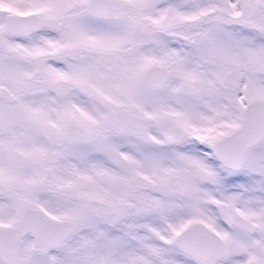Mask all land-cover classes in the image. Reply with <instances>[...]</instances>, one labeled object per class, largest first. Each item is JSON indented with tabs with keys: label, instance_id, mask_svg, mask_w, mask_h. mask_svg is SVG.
Wrapping results in <instances>:
<instances>
[{
	"label": "rangeland",
	"instance_id": "obj_1",
	"mask_svg": "<svg viewBox=\"0 0 264 264\" xmlns=\"http://www.w3.org/2000/svg\"><path fill=\"white\" fill-rule=\"evenodd\" d=\"M110 1L117 6L114 15L99 18L87 0H0L9 12L43 7V14L59 17L66 27L90 26L94 45L119 48L123 57L129 51L122 45L136 44L134 99L105 87H94L82 99L48 94L37 81L29 82L21 58L0 50V84L17 96L15 102L0 100V181L8 186L0 194V223L14 225L26 205L71 223L70 234L46 251L24 234L18 264H202L174 240L192 220L227 243L212 264H264V138L235 168L221 164L211 150L243 113L242 103L230 110L225 68L240 64L249 84L246 100L257 92L256 84L264 100V55L252 50L262 41L251 29L264 27L259 6L264 0ZM131 55L132 50L130 62ZM171 60L175 72L163 85L145 81L147 64ZM92 69L98 71L93 75L105 74L101 65L93 63ZM31 71L37 75L35 67ZM257 72L259 79H253ZM124 101L136 113L154 115L158 125L147 123L139 134L115 129L113 112ZM231 111L237 116L233 124ZM71 121L87 127L92 137L64 138ZM46 167L56 183L72 185L78 199L43 189L39 180ZM177 174L185 178L183 192L157 193L150 184ZM217 201L235 207L231 225L218 216ZM127 202L134 207L128 209Z\"/></svg>",
	"mask_w": 264,
	"mask_h": 264
},
{
	"label": "water",
	"instance_id": "obj_2",
	"mask_svg": "<svg viewBox=\"0 0 264 264\" xmlns=\"http://www.w3.org/2000/svg\"><path fill=\"white\" fill-rule=\"evenodd\" d=\"M128 6V3H125ZM89 11L99 17H111L116 7L110 0H87ZM0 13H4L0 9ZM5 27L0 30V47L4 46L3 34L25 33L27 30L38 26H49L59 28L62 23L57 17L38 16L34 13L5 14ZM86 51L103 60L111 52L86 47H71L62 49L58 53H73ZM172 63L163 66L158 63L148 64L144 69L146 80L155 85H161L173 74ZM169 67V69H168ZM0 96L14 100L15 95L5 86L0 87ZM114 126L125 132L139 134L142 132L143 123H155V118L150 114H134L126 108H119L113 117ZM64 136L69 140H85L89 138V131L81 125L71 122L64 131ZM264 137V103L261 100L250 102L243 114V120L230 134L216 140L211 146L212 154L223 165L235 168L238 167L245 155L246 150L258 143ZM152 188L161 193L164 191L183 192L186 188V181L182 175H174L165 181L151 182ZM39 185L49 192L78 199V194L70 184H58L55 182L54 174L50 167L45 168ZM8 186L0 181V194L6 192ZM134 204L127 202L126 207L132 209ZM215 209L226 225H231L236 218V209L230 202L217 201ZM114 210H108L112 215ZM71 232V223L67 219L56 218L48 213L26 205L14 225L0 223V260L4 264H18L17 245L22 236L30 233L33 237L35 247L38 251H46L58 246ZM175 244L194 255L202 264H212L220 257L226 247V241L214 230L210 229L200 220H192L175 235Z\"/></svg>",
	"mask_w": 264,
	"mask_h": 264
},
{
	"label": "flooded vegetation",
	"instance_id": "obj_3",
	"mask_svg": "<svg viewBox=\"0 0 264 264\" xmlns=\"http://www.w3.org/2000/svg\"><path fill=\"white\" fill-rule=\"evenodd\" d=\"M259 6L261 10L264 12L263 10L264 2H260ZM115 7L117 8L116 5ZM125 7L128 8V6ZM0 9L4 10V13H0V30H2L6 25L5 14L7 13H11V14L34 13L38 16H51L49 14L42 13L43 7H38L35 9H28L23 11H16V12H9L4 7L1 6ZM249 10L250 8H247V11L245 10L247 15L251 14V11ZM262 16L264 18V14ZM57 18L62 23V26L59 28L49 27V26H38V27H33L22 34H18V33L3 34L2 38H3L4 46L0 47V50H4L5 56H8L10 58L14 56L21 58V60L24 62L25 67L27 68L26 72L28 73L27 79L29 80V82H31L32 80L35 82L37 81L39 84H41L42 87H46L45 89H48V92H50L48 94H51L52 92L55 93L56 96L57 95L60 96L61 94L72 93L74 94V96H76V98L82 99V97L88 98L90 95H92L94 93V89H93L94 87L98 89L101 87H105L109 91V93L115 94L119 98L127 97L130 99V97L131 98L133 97L134 99V97L136 96V54H135L136 44L135 43L133 44L132 49L130 47L131 45L130 42L126 44V47L125 45H122L124 49L126 48V51H129V53H125L124 54L125 57H123V53L119 48L99 47L94 45L93 34H92L93 31L90 26L66 27L64 26V20L60 19L59 17ZM99 18H109V17H99ZM258 26H259L258 28H251V29L253 31L254 30L257 31L258 34L257 38L262 42L259 41L260 42L259 48H254L252 50L256 51L260 55H264V48H263L264 27H262L263 26L262 24H258ZM71 47L95 48V49L111 52V54L106 56L107 58L103 60L83 50L79 52L75 51L74 53L72 51V53L65 52V53L57 54L58 51ZM130 50H132V55H131V57L133 58L132 62L129 61L130 58L128 56L130 54ZM247 53L248 51H246V55ZM251 54L252 52L250 53V55ZM250 55H248L247 57H249ZM126 57L128 58L125 59ZM93 63L104 67L105 74L102 76L97 74L93 75V73H98L97 70L95 72L92 69ZM171 63L173 64L172 68L174 73L175 60H171L168 64H161V65L169 66ZM233 63L234 64H231L229 68L224 69L222 79L228 86L227 93H228V103L230 105V110H238L239 104L242 103L241 109L243 110V113L239 122L240 125L243 120V114L246 106L254 100H261L263 101V103L264 100L263 98L258 97L257 84L255 85V91L257 92H255L254 95H252L249 99L246 100L247 91L249 92L248 90L249 84H247L245 77L241 75L240 64H238L237 62H233ZM32 67H35L36 69L37 75L35 76L31 74ZM144 69H143V76H144ZM262 72L264 74V71ZM94 76L96 79L93 80L92 77ZM251 77H253V79L255 78L259 79L258 72L255 74V76L251 75ZM145 81L149 85L155 86L149 83L146 80V78ZM92 84H96V86H92ZM1 86H5L6 88H8L4 84H0V87ZM9 91L12 92L10 89ZM96 91L99 90L96 89ZM243 96L245 97L243 98ZM97 98H101V97L98 96ZM0 100L15 102L17 100V96L15 95L14 100H9L6 97L0 96ZM119 108H126L134 114H148V113H138V112L136 113L132 111L131 107L129 106V101H124L121 104H119V106L116 107V110ZM115 111L113 112V117ZM220 115L221 114H219V119H218L219 121H220ZM152 116L155 118L156 122L155 123L145 122L143 123V127L147 123L151 125H158V119L154 115ZM236 117H237L236 111L234 113H232L231 111L228 117L229 122L233 124L234 123L233 120H235ZM71 122H75V121H71ZM239 125L237 127H239ZM81 126L89 131L90 136L87 139H90L92 137L91 131L87 127L83 125ZM113 126H114V122H113ZM237 127H235L231 132H233ZM114 128L117 129L115 126ZM64 131H63V136H64ZM120 132H125V131H120ZM125 133H131V132H125ZM96 134L97 136H100L101 131L98 130ZM64 138L66 137L64 136ZM69 141H77V140H69ZM78 141H83V140H78Z\"/></svg>",
	"mask_w": 264,
	"mask_h": 264
}]
</instances>
